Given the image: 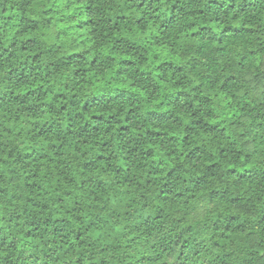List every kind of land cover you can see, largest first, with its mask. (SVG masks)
<instances>
[{"label":"clouds","instance_id":"clouds-1","mask_svg":"<svg viewBox=\"0 0 264 264\" xmlns=\"http://www.w3.org/2000/svg\"><path fill=\"white\" fill-rule=\"evenodd\" d=\"M0 264H264V0H0Z\"/></svg>","mask_w":264,"mask_h":264}]
</instances>
